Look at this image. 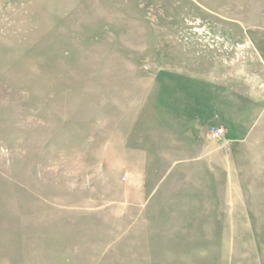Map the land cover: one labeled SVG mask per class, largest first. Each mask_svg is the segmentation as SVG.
Returning a JSON list of instances; mask_svg holds the SVG:
<instances>
[{"label": "rangeland", "instance_id": "rangeland-1", "mask_svg": "<svg viewBox=\"0 0 264 264\" xmlns=\"http://www.w3.org/2000/svg\"><path fill=\"white\" fill-rule=\"evenodd\" d=\"M0 264H264V0H0Z\"/></svg>", "mask_w": 264, "mask_h": 264}, {"label": "built area", "instance_id": "built-area-1", "mask_svg": "<svg viewBox=\"0 0 264 264\" xmlns=\"http://www.w3.org/2000/svg\"><path fill=\"white\" fill-rule=\"evenodd\" d=\"M211 133L213 135H220L221 133H224V129L223 128H218L217 126H214L211 128Z\"/></svg>", "mask_w": 264, "mask_h": 264}]
</instances>
